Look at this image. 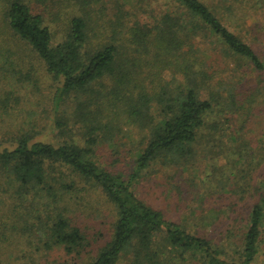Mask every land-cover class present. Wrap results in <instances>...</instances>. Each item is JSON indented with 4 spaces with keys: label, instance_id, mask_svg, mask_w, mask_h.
Returning <instances> with one entry per match:
<instances>
[{
    "label": "trees",
    "instance_id": "16d2710c",
    "mask_svg": "<svg viewBox=\"0 0 264 264\" xmlns=\"http://www.w3.org/2000/svg\"><path fill=\"white\" fill-rule=\"evenodd\" d=\"M0 1V83L22 82L32 60L57 85L48 135L33 128L0 141V174L17 198L0 207V264L2 249L27 251L25 264H259L264 60L230 27L237 11L264 0H68L80 12L57 43L29 0ZM102 3L110 16L104 24L95 17ZM12 96L0 94V117L13 108ZM68 100L73 109H66ZM235 121L240 127L228 131ZM123 133L139 140L127 177L98 162L103 145L122 154ZM202 149L227 161L217 193L232 202L228 222L210 224L220 231L216 238L201 230L210 223L203 210L192 211L193 230L135 191L160 160L183 162L185 169ZM94 194L115 213L111 237L100 241L74 218L79 201Z\"/></svg>",
    "mask_w": 264,
    "mask_h": 264
},
{
    "label": "rangeland",
    "instance_id": "374dc122",
    "mask_svg": "<svg viewBox=\"0 0 264 264\" xmlns=\"http://www.w3.org/2000/svg\"><path fill=\"white\" fill-rule=\"evenodd\" d=\"M70 1H28L32 11L43 16L46 25L52 31L54 43L63 41L69 32L68 27L70 19L80 12L79 8ZM203 1L207 2L208 0ZM1 5H3L2 1H0V6ZM102 6H104L103 3L97 5V14L95 17L104 24V21H107L110 16H104L102 13ZM263 7V5H255L254 3L245 5V9L239 12L237 11L238 15L235 16L237 22L233 20L231 24L234 25L230 27L233 32L238 34L246 43L255 49L262 60H264ZM237 24H239L242 29H240L241 27L237 29ZM124 52L128 54L127 51ZM21 58L24 59V55ZM26 61L28 63L22 68L24 72L22 82L17 83L10 78H8L10 82H5V79H1L0 84H4V88L0 94L4 96H6L7 93L13 94L11 97L13 108L0 117V141H12L33 128L38 134L48 135L51 129L48 125L53 117L52 99L57 85L46 73L40 62H32V60ZM30 64L32 67H30ZM30 70L31 73H29ZM165 75L169 76L167 73ZM261 80L264 82V76L261 77ZM171 82L176 83L175 81ZM16 83L18 85H16ZM73 108V102L68 100L66 109ZM217 119L225 123L223 118L218 117ZM236 126L237 122H232L231 129L228 131H231L232 128L235 129ZM237 127H240V125ZM50 137L54 138V135ZM121 137H124L123 143L125 145L120 152L122 154L118 156L117 151H114L106 144L99 149L98 162L103 168L112 173L127 177L132 174V161L135 158L134 150L137 148L135 142L137 141L138 143L139 140L135 137L130 138L125 133H123ZM226 144L227 140L222 139V145L225 146ZM214 152L215 151L210 150L206 152L205 149L200 150L198 157H196L195 160L188 161L187 168L185 169L183 168V162L173 165L169 163L167 159L160 160V162L154 164L153 167L146 172L141 181L135 185L137 195L155 209L162 211L169 220L193 230H198L194 226L198 221L196 217L191 216V213L193 210H197V214L199 215L203 210V212L209 216L210 223L203 220L206 231L201 229L202 232L213 235L214 238L218 237L220 231L212 229L210 224L216 221L222 223L228 222L229 218H225L227 217L226 212H228L227 205L232 201L229 200L230 195L217 193L221 190L218 180L222 179L219 169L226 165L227 161H225L223 157L216 158L215 155H213ZM214 166H217L220 172H216L213 169ZM230 173L231 172H228L224 176ZM1 176L0 174V184L4 185L3 178H6H2ZM229 185L230 184L226 182L223 190L228 188ZM4 189L7 191L3 193H1L3 189H0L2 196L1 202H3V205L0 204L1 211L8 209L9 205L17 199L12 198L14 190L13 188H8V183L4 185ZM211 191H214L216 194L209 196L206 201H203L202 197H205V193ZM68 206H71L69 208L72 209L77 208L75 201L69 200ZM78 206L80 208L74 215V218H79V222L84 223L83 227L88 230V233L90 232L92 235L101 236L97 238L98 240H101L102 236H104L105 239L111 237L115 221L113 208H110L107 203L100 200L97 194L88 195L84 201H79ZM216 225L217 223L214 224V227ZM222 227L224 228V226ZM33 251L35 250L33 249ZM26 252L22 249L20 252L2 249L1 255L3 264H25L29 262L28 254L25 255ZM11 253L16 255H14L15 258ZM56 256H58V254H56ZM54 259L55 256L53 255L47 261L51 262L54 261ZM126 262L128 264V261ZM263 263L264 255L259 261V264Z\"/></svg>",
    "mask_w": 264,
    "mask_h": 264
}]
</instances>
